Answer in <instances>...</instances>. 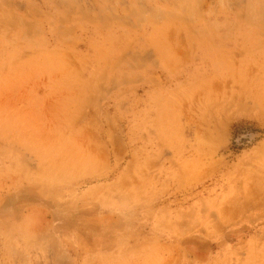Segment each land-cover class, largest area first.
<instances>
[{
  "label": "rangeland",
  "instance_id": "rangeland-1",
  "mask_svg": "<svg viewBox=\"0 0 264 264\" xmlns=\"http://www.w3.org/2000/svg\"><path fill=\"white\" fill-rule=\"evenodd\" d=\"M0 264H264V0H0Z\"/></svg>",
  "mask_w": 264,
  "mask_h": 264
}]
</instances>
